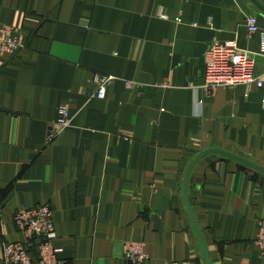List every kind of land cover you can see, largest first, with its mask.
<instances>
[{
  "label": "crops",
  "instance_id": "1",
  "mask_svg": "<svg viewBox=\"0 0 264 264\" xmlns=\"http://www.w3.org/2000/svg\"><path fill=\"white\" fill-rule=\"evenodd\" d=\"M0 25L26 43L0 60V264L26 242L15 213L42 205L69 264H131L128 241L146 245L144 264H206L190 163L217 147L264 167V89L208 96L206 57L233 42L264 78V14L250 0H0ZM96 75L115 78L103 100ZM60 107L71 124L48 143ZM188 193L211 264H264L263 174L212 154Z\"/></svg>",
  "mask_w": 264,
  "mask_h": 264
},
{
  "label": "built area",
  "instance_id": "2",
  "mask_svg": "<svg viewBox=\"0 0 264 264\" xmlns=\"http://www.w3.org/2000/svg\"><path fill=\"white\" fill-rule=\"evenodd\" d=\"M257 23V18H249L248 28L251 33L258 30ZM25 45L23 37L15 28L0 25V60L15 57ZM114 80L110 76H95L94 83L99 87L98 99H105L106 89ZM237 85H256L264 89V78L255 77L253 57L239 50L233 42L214 43L206 57L205 93L209 96L218 89ZM132 86L129 85V88ZM70 124L68 108L60 107L58 119L49 129L48 143L54 142ZM13 222L24 235L26 242L3 246L4 264H69L59 257L61 251L55 247L57 232L54 212L50 206L19 209ZM257 228L256 245L264 260V217L258 221ZM123 253L125 260L131 264H144L149 260L146 245L143 243L125 242Z\"/></svg>",
  "mask_w": 264,
  "mask_h": 264
},
{
  "label": "water",
  "instance_id": "3",
  "mask_svg": "<svg viewBox=\"0 0 264 264\" xmlns=\"http://www.w3.org/2000/svg\"><path fill=\"white\" fill-rule=\"evenodd\" d=\"M251 3L253 4L254 8L257 10V11H260L262 14H264V5L262 3H260L258 0H250ZM212 154H216V155H219V156H222L226 159H230L232 161H235L245 167H248L250 169H253L261 174L264 175V167L261 166V165H258L257 163H254L252 162L251 160L247 159V158H244V157H241L239 155H236L230 151H227V150H224V149H221V148H210V149H206L202 152H200L197 157H195V159L190 163L188 169H187V172H186V175H185V178H184V183H183V195H184V200H185V203H186V207L188 209V212H189V215H190V218L192 220V223H193V226H194V229H195V232L197 234V238H198V241L200 243V246L202 248V251H203V255H204V258H205V262L206 264H211V261L209 259V256H208V251H207V248H206V244H205V241H204V238H203V235H202V232L198 226V223L195 219V216H194V213L192 211V207H191V203H190V199H189V183H190V178H191V175H192V172L194 170V168L196 167V165L205 157L209 156V155H212Z\"/></svg>",
  "mask_w": 264,
  "mask_h": 264
}]
</instances>
